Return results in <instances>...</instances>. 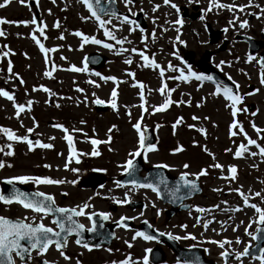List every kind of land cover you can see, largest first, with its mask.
<instances>
[{"label":"rangeland","instance_id":"rangeland-1","mask_svg":"<svg viewBox=\"0 0 264 264\" xmlns=\"http://www.w3.org/2000/svg\"><path fill=\"white\" fill-rule=\"evenodd\" d=\"M36 1L35 5L30 6L29 0H26L24 5L18 0H10L7 6L0 8V18L17 22L0 25V29L5 32V35L0 37V51L12 53L5 57L0 52V89L12 94L16 104L26 105L25 111L17 117L14 102L0 97V115H4L0 120L12 126L24 125L26 129L32 128V133L38 135L37 140L53 145L50 149L34 147L35 151L32 152L28 150L27 145L21 146L17 172L29 176L41 174L42 177L65 181L54 185L53 192L57 194V199H60L61 193L68 195V201H62L68 205L70 193L75 191L74 187H71L73 176L78 177L79 173L94 169L103 171L109 177H118L126 172L123 166L128 160H133L136 156L131 154L140 149L139 133L133 127L139 122L143 131L145 127H149L156 134L157 150L144 156L148 166L167 164L170 166L167 169L173 175L186 171L194 178H197L194 174L202 169L207 170V175L197 178L203 192L188 201L190 208L181 211L167 223L166 216L163 215L158 219L156 226L162 232L173 236H195L194 240L189 238L177 241L182 246L203 247L204 258L215 264H260V260L253 256H243L236 260L234 255H230L225 262L220 253L224 250L233 254L243 251L246 246L254 243L253 236L259 227L258 214L253 208L244 206L242 197L233 189L241 188L249 197V203L264 208V157L258 154L256 146L247 145L243 134H230V126L235 119L243 126L248 137L257 140V143L264 147V133L258 135L251 126L254 123L258 128L264 129V85L260 83L264 70L256 57L252 56L253 60L250 62L247 60L249 54L243 45H237L232 50L219 54L222 57L233 55L232 66L221 67L217 65L218 58L214 60L221 73L225 76L227 74L231 77L230 80L238 85L239 91L236 94L242 97V103L238 104L237 108L247 111H238L236 117L231 115V102L225 100L222 91L219 95L214 94L217 87L215 83L199 81L195 77H190L187 81L172 78L179 77L181 72L187 75L189 69L199 74L198 67L186 66L183 63L180 58V45L183 52L195 54L201 51L202 56L207 50L214 51V46L208 44L204 23L221 21L225 18L223 16L232 11L227 8H212L211 11H206L209 0H171V3L177 5L178 12L170 4L165 5L163 0H136L127 7L124 0H116L123 14L108 15L102 19L111 21L106 27L112 31L116 40H125L121 45L117 44L116 40L104 36L103 29L81 0ZM219 2L235 4L243 0ZM0 3H3V0H0ZM198 4V11L202 12L203 20L182 17L184 7L197 11V8L193 7ZM139 13H142L147 23L146 30H142L135 20ZM236 13L237 11L232 12ZM35 14L40 15L43 36L37 31V24L19 23L30 22L35 18ZM125 16L135 21V24L125 23ZM85 17L87 19H82ZM176 19H181L183 24L176 25ZM57 23L59 27L55 26ZM77 31L95 37L102 43H83L81 37L75 35ZM33 35L45 48L53 51L41 52L39 45L32 39ZM104 43L113 47L105 48ZM93 52L108 57L104 67L95 70L85 63V57ZM140 52L154 59L164 70V75H160V69L143 66L145 62L139 55ZM9 60L12 63V73L7 71ZM126 60H131V63H125ZM72 66H86V70L72 71ZM49 68L52 69L51 74L45 76L44 73L49 71ZM96 73L100 75L97 76ZM128 73L134 75L129 76ZM13 74H18L24 83H19ZM106 76L115 77L116 80L101 79ZM140 83H143V89L137 86ZM251 85H255L254 91L249 90ZM163 86H166V91L162 95L158 89ZM42 88H47L50 92H45ZM113 89L117 92L115 98L111 96ZM141 94L144 101L140 99ZM97 98L109 104V109L96 111L94 101ZM113 99L117 105L115 109L110 103ZM166 99L174 103L164 111H153ZM28 101H32L30 110L27 107ZM142 103L147 111L140 107ZM251 105H255V108L250 109ZM193 117L198 119L194 120ZM178 119L181 120L179 124L176 123ZM56 124L68 129L67 134L72 137V157L69 155V143L64 139L65 132L56 128ZM200 128L205 131L199 132ZM109 129L112 131L109 132ZM231 131L237 129L233 128ZM94 139L103 142L93 146L91 141ZM241 143L247 145L249 152L237 158L234 153ZM93 147L99 155H91ZM178 147L183 150L175 151ZM205 147L213 156L204 151ZM250 152H257V155L252 156ZM215 163L223 167H210ZM184 164L189 167L185 169ZM229 166L237 168V178L234 181L225 179L229 176ZM111 189H114V192H111ZM257 192L261 193V196H256ZM98 193L104 198H116L118 201L135 194L132 187L115 188L113 181H109L104 190ZM150 205H155V211L162 212L163 208H166L156 196L150 198ZM197 208H204L206 211L201 213ZM237 208L240 210L237 211ZM94 209H108V205L97 202ZM122 213L126 214L127 211L121 208L115 216ZM198 219L200 223H197ZM205 221H210L207 228L203 226ZM41 222L53 225L47 217ZM182 225L186 227H181ZM122 232L120 231L116 242L108 249L89 251L69 241L63 249L70 257L69 260H64L52 246L42 256L34 254L27 264H38L41 258L55 261L57 264H76L77 260L80 264H111L112 261L123 260L129 255L134 264H143L145 250L153 244L139 238L133 241L131 238L135 233ZM237 238L240 243H236ZM126 240L133 245L131 248L125 243ZM224 240L232 242L231 245L225 244L224 249L210 242ZM166 250L165 260L161 264H177V261L183 264L170 248L167 247Z\"/></svg>","mask_w":264,"mask_h":264},{"label":"snow or ice","instance_id":"snow-or-ice-1","mask_svg":"<svg viewBox=\"0 0 264 264\" xmlns=\"http://www.w3.org/2000/svg\"><path fill=\"white\" fill-rule=\"evenodd\" d=\"M18 2H20L22 5H24L26 3V0H18ZM53 2H54V0H53ZM81 2L88 8V11L91 13V16L96 19L99 27L103 29L104 36L108 37L110 39L116 40V37L113 35L112 31H110L106 27V25L109 24L111 21L102 19L97 14V12L93 10V6L89 2V0H81ZM97 2H98V0H97ZM163 2L165 5L170 4V6L174 9H176L177 12L179 11L177 5L174 3H171V0H163ZM9 3H10V0H3V3H0V8L7 6ZM124 3H125V6L127 7L129 4L133 3V0H124ZM156 7L158 8L159 5H157ZM247 7H255V8L259 9V13L254 14V15L259 16V14H264V8H261V6L258 4H253L252 0H248V3L244 4V5H236L234 3L233 4H223V3H220L219 0H209V7H208V9H206V11H211L212 8H217V9L227 8L229 11L238 10L239 12H243L244 9ZM129 11H131V10L129 9ZM153 11H155V8L153 9ZM109 15L114 16V15H116V13L112 12ZM132 15H135V13H132ZM82 19H87V17L82 18ZM200 19L203 20L204 17L201 16ZM123 21L125 23L130 24V25L135 24V21L129 20V18L127 16H125L123 18ZM10 23H17V22L10 21V20L4 19V18H0V25L10 24ZM19 23H23L24 25H27L28 23H32L33 25H36L37 21L34 18L30 22L29 21H21ZM174 23L176 25H182L183 21L181 19H176L174 21ZM237 23H238L239 28H241V29L248 27V20L247 19L240 20L238 16H234L233 19L229 21V25H235ZM55 26L59 27V24L57 23ZM131 30H133V29H130V31ZM37 31H39L41 36L44 35L43 27H38ZM224 31L226 32L227 28H225ZM4 35H5V32L2 29H0V37H3ZM75 35L78 37H81L83 43H88V42H91L93 44H101L102 43L101 40L96 39L95 37H90V36L84 35L83 33L79 32V31L75 32ZM60 38L63 39V36H61ZM32 39L34 41H36V43L39 45L41 52L48 53V52L53 51V49L45 48L44 45L40 43V41L37 39V37L35 35L32 36ZM116 43L122 45L123 43H125V40L124 39L116 40ZM103 46L105 48H109V49H111L113 47L111 44H108V43H104ZM131 51H136V49H131ZM10 54H12V53H10V51L2 53V55L5 57L9 56ZM139 55L141 56V58L145 62L143 66L152 67L154 69H160V75L161 76L164 75V70L161 68V66L159 64H157L155 62L154 59H150L148 56L144 55L143 52H140ZM62 59H63V57H62ZM247 60L250 62L253 60V57L251 55H249L247 57ZM46 62H48V61H46ZM257 62L260 64L261 69L264 70V61H257ZM125 63L130 64L131 60H126ZM223 63H224V61H221V64H223ZM169 67H172V66L169 65ZM71 70L72 71H85L86 66H85V68H77L75 66H72ZM7 71H8V73H12V63L10 60L8 61ZM50 74L51 73L49 71H45V73H44L45 76H50ZM13 75H16L17 79L19 80V83H21V84L24 83L23 79L19 78L18 74H13ZM96 75L99 76L100 74L96 73ZM128 75L133 76L134 74L128 73ZM190 77H195V79L199 80V81H202V80L212 81L213 80L212 76H204L202 74H197L195 72H192L190 69L188 70L187 75H185L183 72H181L179 77H172V78L173 79H182L184 81H187ZM101 79L113 80V81L116 80L115 77H111V76L101 77ZM229 79H231V77H229ZM260 83L262 85H264V71H262ZM137 86L140 89L144 88L143 83H140ZM33 90L35 91L36 89H33ZM42 90L45 92H50V90L47 88H42ZM77 91H82V89H77ZM158 91L163 95L166 91V86L161 87L160 89H158ZM221 91L223 93L225 100L231 102L229 106L231 108V115L233 117H236L238 111H241V110L247 111V109H238L237 108V105L242 103V97L240 95L234 93L232 88L227 87V86H223V85H218L216 87L214 94L219 95L221 93ZM249 95H251V93H249ZM111 96L113 98H115L117 96V92L115 89L112 90ZM0 97H4V98L8 99L9 101L14 102V96L4 89H0ZM140 99H141V101H144L143 94L140 95ZM94 102L96 104L105 103V101L100 100L98 98ZM110 103H111V106L113 109H115L117 107L114 99L112 101H110ZM172 103H174V101H172L170 99H166L162 104L155 107L153 109V111H164ZM31 104H32V101L27 102V107L29 110H30ZM57 106H59V105H57ZM140 107L142 109H144L145 111H147V109L144 107V103H142L140 105ZM14 108H15L16 116L19 117L20 114L25 111L26 105L25 104H16L14 102ZM252 115H255V113H252ZM193 119L195 120L198 118L193 117ZM176 123L177 124L181 123V120L178 119L176 121ZM54 126L56 128L62 129L65 132L64 139L67 140L69 143V155H70V157H72L74 155V151L72 148V137H71V135L67 134L68 129H64L63 126L60 124H56ZM251 126L257 132L258 135L260 133H264V129L258 128L254 123H252ZM133 127L135 128L137 133H139V147H140V149H145V141H146L147 137L145 136L144 131L142 130V125L138 122V123L134 124ZM173 127L175 128V124L173 125ZM233 128L237 129V131H231V129H233ZM27 131L29 133H31L33 131V129L29 128V129H27ZM111 131H112V129H109V132H111ZM198 131L203 133L205 130L203 128H200V129H198ZM0 133H3L4 136H6L8 141H18V142L26 143L29 151H32L34 149V147L45 148V149H50L53 147V145L51 143H42L40 140L32 141L31 139H29V137L27 135L18 136L15 134V132L13 130H11L9 128L0 127ZM230 134L232 136H236L238 134H243L245 139L247 140V145L256 146V148L259 150L258 154L260 156L264 157V147H262L260 144H258L257 140L248 137L247 133H245V131H244L243 126L241 124H239V122L236 121L235 119H233V122L230 126ZM50 139H54V138H50ZM109 139H110V137H109ZM102 142L103 141L95 140V139L91 141L93 146L100 144ZM247 145L241 143L234 153L235 157L240 158V157L244 156L245 153H248L249 149H248ZM6 148H7V151H5V147H0V153H3V155L8 156V157L13 156L14 152L12 151V144L8 143L6 145ZM156 150L157 149H156V146L154 144H151V143L147 144L146 152H152V151H156ZM182 150L183 149L181 147H178L175 151L179 152ZM204 151L208 152L206 147L204 148ZM226 151H228V150H226ZM141 154L142 153L140 151H136V152L132 153L131 155L139 156ZM249 154L252 156H255V155H257V152H250ZM91 155H94V156L99 155V152L95 149V147H93V151H92ZM208 155L213 156V154L211 152H208ZM78 162L79 161L77 160V163ZM5 166L11 167L12 165L11 164L6 165L4 160H0V168H4ZM45 167H49V165H45ZM123 167H124V170L127 172V171H129V169H133L135 166L133 165L132 160H128ZM155 167H157V168H169L170 166L167 164H158ZM183 167L185 169H187L189 167V165L184 164ZM210 167L220 169L223 166L220 165L219 163H215V164L210 165ZM65 168H67V164H65ZM72 171H77V170L72 169ZM227 172L229 173V176L225 177V179H230L232 181L236 180V178H237L236 166H229L227 168ZM189 175H190L189 172H186V171L182 172L180 177H179V182L177 183V185L174 188H169L167 179L162 175H159L157 177L155 183L138 184L135 180H133L131 183L133 184L134 187L150 188L153 192H155L157 194L158 197L160 196V193H161L160 186L163 185L164 191L169 192L170 195L175 197L176 193H178L180 191L181 187L188 189L189 192L198 190L196 182L188 179ZM194 175H196L197 178H199V176L207 175V170L202 169L199 173H196ZM6 182L9 185L14 184L15 182H19L20 184H26V183L31 182V183L36 184V185L65 183V181H63V180H55V179H51L49 177H39V176H29V175L14 176V177L8 178ZM180 182H182V184ZM73 183H74V181H73ZM117 185L119 186V182H117ZM215 191H219V189H215ZM233 191H236L242 197L244 206L251 207L255 210V213L258 214V216H259V222L264 224V208L258 207L256 204L249 203V197L244 194V192L241 190V188L233 189ZM255 195L261 196V193L257 192V193H255ZM37 197H40L42 199H37ZM0 202H2L4 205H11L12 203H17V204L21 205L24 209H29L34 213L43 214L41 216V220L43 219V216H47L49 214H58L57 217L53 220V223H55L60 229V231H54L53 228L46 227L42 222H40V223L27 222V220H28L27 217H25L23 219H11V218H6L4 216H0V264H15L14 257H18L21 261V264H27L26 258H27V260H31V252L33 250L36 251L37 255L42 256L47 251V249L52 245L55 246L57 251H59V255L64 260H66V261L69 260L70 257L68 255H66L65 252L63 251V249L67 245V235H70L74 232L77 236H79L81 231L84 229V225L79 224L75 220H73V216L87 215V218L89 220H92V217L94 215H96L95 213H92V214L85 213L84 209L91 207V205L88 203H84L82 206H78L77 208L56 207L55 206V200H54L53 196L47 195V194L42 193V192H34V193L29 194V193L21 192L17 189H13L10 195L5 196L3 194H0ZM118 203H128V201H127V199H125L123 201H118ZM154 206L155 205H153V207ZM236 210L239 211L240 209L237 208ZM197 211L202 213V212H205L206 209L197 208ZM157 214H159V213H157ZM100 216H101V219H104V220H107L109 218L108 213H101ZM125 219H129V218L121 217V221H124ZM131 219H134V217ZM66 221H67V226L65 224ZM209 222L210 221H205L203 226L205 228H207ZM118 223H119V226H121V227L126 226L123 223H120V222H118ZM197 223H200L199 219L197 220ZM149 227H151V226H149ZM181 227H186V226L182 225ZM87 230L88 231H95L96 230L95 224H93V227H91ZM233 230L235 231V228ZM62 233H65L67 235L62 237V235H61ZM159 235L163 236V235H165V233H159ZM138 237L142 238L145 241H151V240L157 239L156 236L150 235V234L145 233V232H140V231L135 232V234L132 236L131 239L133 241H135ZM168 238L173 239V240L191 238L194 240L195 236H191L190 234H188V235H185L184 237H179V236H173L169 233ZM256 238L257 237L253 236V239H256ZM22 241L26 242V243H22ZM210 242L213 244H218V246L221 249H224L225 244L231 245V243H232L231 241H228V240L210 241ZM75 243L77 245H81V240L76 239ZM125 243L127 244V246L129 248H131L133 246L127 240L125 241ZM236 243H240L239 238H237ZM81 246L85 249H88L89 251L92 250L91 246L87 243H84ZM95 247H99V245H96ZM151 251H152L151 249L145 250L146 254L142 258L143 264H150L149 255L147 253H151ZM220 255H221V257H223L225 259V262H226L227 258L230 255H234L236 260H240L241 257L246 256V255H250V252H249V248L246 246L243 249V251L235 252L233 254L227 250H224L220 253ZM257 259L260 260V264H264V249L260 250V255L257 257ZM42 264H56V262L55 261L50 262L47 259H45V260H43ZM76 264H80V261L77 260ZM111 264H134V262L132 261L130 255H129V256H126V258L123 260L112 261ZM177 264H180V261H177ZM183 264H202V261H201L200 257L197 256L194 258L184 259Z\"/></svg>","mask_w":264,"mask_h":264},{"label":"flooded vegetation","instance_id":"flooded-vegetation-1","mask_svg":"<svg viewBox=\"0 0 264 264\" xmlns=\"http://www.w3.org/2000/svg\"><path fill=\"white\" fill-rule=\"evenodd\" d=\"M247 3L248 0H243V2H237L235 4L244 5ZM252 3L258 4L261 6V8H264V0H252ZM197 7L199 9L200 5L198 4ZM185 9H187V11H183ZM183 10L181 13L183 18L197 19L203 15L202 12L198 13L194 10H190L188 7H184ZM235 11H237V13L232 14V12ZM232 12L228 15L223 16L225 18H222L221 21H217L214 23L206 21L204 23L208 44L212 45L211 41L217 42V44L212 45L214 46V51H213L214 54L212 56V60L210 61L212 65L215 68H217L219 71L221 70L215 66L214 60L218 58L217 60L219 62H217V65H220L221 67L224 66L230 67L232 66L234 61L233 55L232 56L228 55L227 57L219 56V54L222 51H226V50L230 51L233 49V47L237 45H243L245 47V50L248 52V54L256 57L258 61L261 58V54L264 53V14H259V16L254 15L259 13V9L255 7H247L244 9L243 12H239L238 10H233ZM234 16H238L240 20L247 19L248 27L241 29L239 28L238 23L235 25H229V21L232 20ZM213 24L215 25L217 24L218 26L215 27ZM225 28H227L226 32L224 31ZM222 46H224L225 49H221ZM181 47L182 46L180 45L179 49L182 54L180 58L182 59L184 64H186L187 61H190L193 63V65H195V67H198L204 65L207 62V60H209L205 55L206 52L204 53L203 56L201 51L198 53L195 52V54L194 52H191L189 55V52L188 51L183 52V48L181 49ZM221 61H224V63L221 64ZM226 76L228 75L226 74ZM3 116L4 115H0V119L3 118ZM3 121H5V119ZM0 127L9 128L13 130L15 134L18 136L27 135L29 139H31L32 141H36L38 139V135L37 134L34 135L32 132L28 133L24 125L12 126L11 124L8 123H2V120H0ZM8 143L12 144V151L14 152V155L8 157L3 155V153H0V160H4L6 165L7 164L12 165L11 167L5 166L4 168H0V194H3L5 196L10 195L13 189H17L21 192L29 193V194L34 192H42L53 196L55 200V205L63 208H77L78 206H82L84 203H88L91 205V207L84 209L85 213L87 214L95 213L96 215L94 216L97 215L100 216L101 213L109 214V218L107 220H104L103 223H100L99 219L96 220L97 224L102 225L101 227L103 231H107L109 225L114 224L116 222H120L121 217L129 218V219H125L124 222V225H126L125 227H119L115 229V239L112 242V244L116 242V239L120 231H123L122 233L129 232L130 234H134L137 231L142 232L144 223L147 224L148 226H151V228H153L154 230L161 231L160 228L156 226L158 224L157 223L158 219L163 215L166 216L165 219L166 223L172 219L167 217L166 214V211L168 209L167 205L165 209L163 208L162 212L159 210L155 211V209L150 205V198L153 196L158 197L157 194L153 192L150 188L134 187L133 185L127 186L121 184H119L118 186L117 185L118 177H109L106 173L97 169L90 170L89 172L79 173L80 175L78 177L73 176L71 181V187H74L75 191L73 190H72L73 192L71 191L69 198L70 204L68 205L62 202V201H68V195H66L65 193H61L60 199H57V194L53 192V186L56 184L36 185L31 182L26 184H20L19 182H15L14 184L9 185L6 182L8 178L22 175L21 173L17 172L19 170V167L17 166V162L21 159L20 153L22 150L20 151V147L24 145L26 146L27 144L18 141H8L6 136H4L3 133H0V147H5V151H7L6 145ZM36 148L38 149V147ZM32 151H35V148ZM148 153H146L144 156L148 155ZM78 156L80 157V155ZM144 156H143L144 164L145 166H148L147 163L145 162ZM145 173L146 172L143 171L141 172V175H146ZM92 175H97L105 180H103V182H96V180L93 179L94 181L92 180L91 182H88L87 178H89ZM35 176L42 177L41 174L38 175L36 174ZM109 181H113L115 188L118 187V189L120 188L122 189L125 187H132L133 191L135 192L134 196L129 195L126 198L128 203H118V200L116 198L114 199L104 198L98 192L102 189L104 190V188L109 184ZM92 183H98L97 184L98 186L101 183L103 184L102 186L99 187L97 186L94 188ZM110 191L114 192V189H111ZM37 199H41V198L37 197ZM97 202L103 203L105 205L107 204L108 209L95 210L94 204ZM121 208H124L127 211V213L126 214L122 213L120 216H115V213H117ZM178 214L179 212L175 214L173 217H175ZM42 215L43 214L40 213H34L29 209H24L21 205L17 203H12L11 205H4L2 202H0V216H4L6 218L23 219L27 217L28 218L27 222L40 223L43 220V219L41 220ZM94 216L92 217V220H89L87 218V215L73 216V220L77 221L79 224H83L85 228H90L93 225ZM44 217H47L53 224L52 226L51 225H46V226H51L56 229V226L52 221V217L50 215L43 216V218ZM133 217L134 219H131ZM75 240H76L75 237L71 236L69 241H71V244L83 248L81 245H77L75 243ZM145 242L153 244L152 246H150V248L156 245L153 240L145 241ZM112 244L100 248H94V247L91 248L108 249L111 247ZM34 254H36V251H33L31 259L33 258ZM30 261L31 260H28L27 263Z\"/></svg>","mask_w":264,"mask_h":264},{"label":"water","instance_id":"water-1","mask_svg":"<svg viewBox=\"0 0 264 264\" xmlns=\"http://www.w3.org/2000/svg\"><path fill=\"white\" fill-rule=\"evenodd\" d=\"M135 1L136 0H133V2H135ZM89 2L92 4L94 11H96L100 17H105L112 12H115L116 15H122V12L116 3V0H98V2H97V0H89ZM35 4H36L35 0H29V5L33 6ZM195 8H197V7H195ZM184 11H187V10L185 9ZM34 17L37 21L38 27H41L40 15L35 14ZM136 20H137L139 26L141 27V29L145 30L147 28L146 23H145V19H144L142 13H139L137 15ZM214 42H216V41H214ZM189 55H190V53H189ZM211 55H212V52L207 51V53H206L207 59H209ZM261 61H264V55H262ZM85 62L90 67H92L93 69H99V68H102L106 64L107 57L98 53V52H93V53H89L85 57ZM203 69L205 71H207L211 76H213L216 80H219L220 82H224L228 87L232 88L233 91L237 92L236 87H234L232 85V83H230L227 79L226 80H225V78L223 79L220 76V74H218L215 70L211 69L210 65H207V66L205 65L203 67ZM253 90H254V87L251 88V91H253ZM96 108L97 109H99V108L105 109L106 105L96 104ZM253 108H254V106H251L250 109H253ZM145 133H146L145 136L147 137V139L145 141V149H143V151H146L147 144H149V143L155 144V141H156V137H155L154 132L152 130L145 129ZM132 163L135 167L133 169H129V171H127L124 175H122L118 179L119 183L132 184L131 182L133 180H135L138 184L155 183L156 179L159 175H162L167 179L169 188H174L177 185V183L179 182L180 176L169 175V173L167 172V170L165 168H157V167L148 168L147 169V172L149 173L148 176L141 177V176H139V173L143 169L142 158H138L135 161H133ZM155 173H159V174H155ZM93 179L96 180V182H103V180H104L102 177H99L96 175V176H91L89 181L90 180L92 181ZM188 179L196 182L197 189H198L197 191L189 192L188 189L181 187L180 191L178 193H176V195L174 197V196L170 195L169 192L164 191L163 185H161L160 186V189H161L160 197L163 199V201L166 203H170L172 206H177L181 202H183L189 198H192L196 194H200L202 192V188L199 184V181L197 179H194L191 177H188ZM180 183L182 184V182H180ZM92 184H93V187H96L98 183H92ZM188 208H189V205H184L182 207V209H188ZM179 210H181V209H179ZM167 213L169 216H172L175 213V211L170 210ZM53 215H55V218H56L58 214H53ZM65 224L67 226V221L65 222ZM118 224H116V225H118ZM95 229H96L95 231H88V230L83 229L79 236H77L74 232L73 233L77 236V238H79L81 241L86 242L87 244H93L95 246L96 245L100 246V245H104V244H110V242L113 239V233L111 231H109L107 233H103V231L101 230V227L99 225H95ZM59 231H60V229H59ZM143 232L148 233V234L153 235V236H156L157 239H155V240H157V241L169 244L173 248V250L175 251L177 257L180 259H189V258H194V257L198 256V257H200L202 264H211V263H208V262L203 260V249L201 247H192V248L184 249V248L180 247L175 240L169 239L168 235L161 236V235H159L160 232L153 231L151 229H147V227L146 228L144 227ZM61 235H62V237H64L67 234L62 233ZM70 236H71V234L67 235V240ZM255 237H257L255 239L256 243L251 248H249V252H250L251 256H257L258 257L260 255V250L264 249V224L260 223V226L258 228V231H257ZM22 243H26V242L22 241ZM151 258L155 264H159L163 261L164 253L159 248L153 249L152 254H151Z\"/></svg>","mask_w":264,"mask_h":264}]
</instances>
